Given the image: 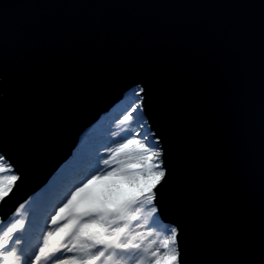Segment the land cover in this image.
Returning a JSON list of instances; mask_svg holds the SVG:
<instances>
[{
    "label": "snow or ice",
    "instance_id": "1",
    "mask_svg": "<svg viewBox=\"0 0 264 264\" xmlns=\"http://www.w3.org/2000/svg\"><path fill=\"white\" fill-rule=\"evenodd\" d=\"M124 6L258 9V19L241 12L199 35L178 22L112 65L137 68L121 90L119 142H82L73 169L53 164L38 191L0 214V264H264V0ZM9 7L0 5V205L43 164L73 107L51 115ZM193 40L198 52L182 59Z\"/></svg>",
    "mask_w": 264,
    "mask_h": 264
},
{
    "label": "water",
    "instance_id": "2",
    "mask_svg": "<svg viewBox=\"0 0 264 264\" xmlns=\"http://www.w3.org/2000/svg\"><path fill=\"white\" fill-rule=\"evenodd\" d=\"M229 0H0L10 33L27 36L37 58L40 88L55 117L71 104L69 118L49 137L43 164L17 190L3 214L22 202L45 181L49 168H58L73 155L81 133L122 98L125 76L137 71L129 65L122 72H109L130 50L147 38L165 37L176 23H186L194 34L226 23L238 13L258 19V9L216 7H130L155 3H227ZM258 2V0H257ZM51 5V6H40ZM258 29L249 41L251 59L258 66ZM198 52L195 40L179 47L182 59ZM57 161L59 163H57ZM43 184H40V187Z\"/></svg>",
    "mask_w": 264,
    "mask_h": 264
},
{
    "label": "rangeland",
    "instance_id": "3",
    "mask_svg": "<svg viewBox=\"0 0 264 264\" xmlns=\"http://www.w3.org/2000/svg\"><path fill=\"white\" fill-rule=\"evenodd\" d=\"M118 118H119V115L115 116L111 121H106L104 124L99 125V128L95 131H92L91 133H87L85 131L83 132V134L81 133V135L79 136V140L76 143V147L73 149V152H76V156L74 158H72V156H70L59 167H66L69 170H71L75 167L74 164H76L78 161V159H77L78 158L77 146L80 145L82 142L85 143V151H87L89 148L95 147L96 145H98L100 143H104L106 141H117V142H119L118 136L120 133L118 132L117 127L115 126V120ZM89 127H91V126H89ZM92 129H93V127H92ZM113 133H117V135H113ZM108 146L111 147L112 146L111 143H109ZM37 190H39V189H37ZM33 194H34V192L31 193L30 195H33ZM26 199H24V200H26Z\"/></svg>",
    "mask_w": 264,
    "mask_h": 264
},
{
    "label": "trees",
    "instance_id": "4",
    "mask_svg": "<svg viewBox=\"0 0 264 264\" xmlns=\"http://www.w3.org/2000/svg\"><path fill=\"white\" fill-rule=\"evenodd\" d=\"M122 102H123V96L102 117H100V119L94 125H92L89 129H86L85 132L91 133L92 131L97 130L99 128V125L104 124L106 121H111L115 116H118L120 108L122 107ZM75 156H76V152H73L72 158H74ZM77 159H79V157ZM76 164L74 165L76 166Z\"/></svg>",
    "mask_w": 264,
    "mask_h": 264
},
{
    "label": "bare ground",
    "instance_id": "5",
    "mask_svg": "<svg viewBox=\"0 0 264 264\" xmlns=\"http://www.w3.org/2000/svg\"><path fill=\"white\" fill-rule=\"evenodd\" d=\"M109 109H110V108H109ZM109 109H108V110H109ZM108 110H107V111H108ZM107 111H106V112H107ZM106 112H105V113H106ZM103 115H104V114H103ZM103 115H101L100 117H102ZM100 117H99L98 119H96V120L94 121V123H92L90 126L94 125V124L100 119ZM89 128H90V127L88 126L86 129H89ZM86 129H85L84 131H86ZM84 131H83V132H84ZM83 132H82V134H83ZM36 191H38V190H36ZM34 192H35V191H34Z\"/></svg>",
    "mask_w": 264,
    "mask_h": 264
}]
</instances>
